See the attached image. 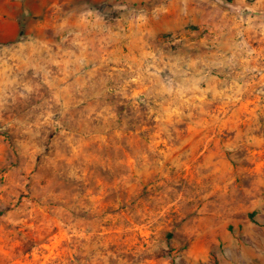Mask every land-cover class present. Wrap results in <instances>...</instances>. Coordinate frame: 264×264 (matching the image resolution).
I'll return each mask as SVG.
<instances>
[{"label": "rangeland", "instance_id": "1", "mask_svg": "<svg viewBox=\"0 0 264 264\" xmlns=\"http://www.w3.org/2000/svg\"><path fill=\"white\" fill-rule=\"evenodd\" d=\"M3 3L0 264H264V0Z\"/></svg>", "mask_w": 264, "mask_h": 264}, {"label": "trees", "instance_id": "2", "mask_svg": "<svg viewBox=\"0 0 264 264\" xmlns=\"http://www.w3.org/2000/svg\"><path fill=\"white\" fill-rule=\"evenodd\" d=\"M181 110H183L184 113L177 115L176 118H175V116H173V118L170 120V124H172L173 126H175V125L180 126L181 128L183 127L182 128V130H183L185 127L184 125L188 124L191 120L190 118H192V119H195L193 122H195V125L198 126V123L196 122V117L198 116L197 113H195L191 109H181ZM193 116H195V117L193 118ZM177 118H180L181 121H176ZM182 122L184 123V125L182 124ZM195 130L196 131L190 132V135H192L193 139L196 140V138H200L202 136V133L197 131V127ZM208 133L211 134L212 132L209 131ZM195 149H196V152L201 153L204 150V146L202 145V142H201L200 146L199 147L197 146Z\"/></svg>", "mask_w": 264, "mask_h": 264}, {"label": "crops", "instance_id": "3", "mask_svg": "<svg viewBox=\"0 0 264 264\" xmlns=\"http://www.w3.org/2000/svg\"><path fill=\"white\" fill-rule=\"evenodd\" d=\"M47 0H10L8 3H3V12L4 14L11 15L12 12L16 11L19 8L26 9L32 13L37 11V8L46 4ZM49 2V1H48Z\"/></svg>", "mask_w": 264, "mask_h": 264}]
</instances>
